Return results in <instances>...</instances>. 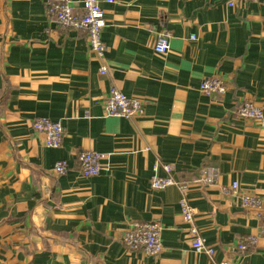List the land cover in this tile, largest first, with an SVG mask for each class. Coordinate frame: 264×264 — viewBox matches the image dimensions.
Returning <instances> with one entry per match:
<instances>
[{"label":"crops","instance_id":"1","mask_svg":"<svg viewBox=\"0 0 264 264\" xmlns=\"http://www.w3.org/2000/svg\"><path fill=\"white\" fill-rule=\"evenodd\" d=\"M71 1L83 14L82 0ZM229 2L102 1L110 63L103 75L86 34L61 29L44 0H0V264H264V237L251 251L236 250L259 235L261 210L221 190L238 181L264 206V125L232 114L248 101L264 109V0ZM163 31L170 49L159 54ZM209 76L228 91L202 93ZM112 87L142 100L145 116L108 115ZM36 117L62 121L60 147L45 144ZM85 149L103 156L97 176L80 171ZM58 161L68 164L63 175ZM165 164L189 183L214 256L193 250L180 189L151 188ZM205 166L216 168L215 183L195 182ZM129 221L160 223L158 256L126 248Z\"/></svg>","mask_w":264,"mask_h":264},{"label":"built area","instance_id":"2","mask_svg":"<svg viewBox=\"0 0 264 264\" xmlns=\"http://www.w3.org/2000/svg\"><path fill=\"white\" fill-rule=\"evenodd\" d=\"M102 1L113 2V0H82L83 14L75 11L71 0H44L47 13L53 16L55 23L64 30H74L86 34L89 52L100 62L99 71L105 75L110 70V63L107 59V45L102 38L103 30L107 24L105 10ZM237 1L253 0H230L229 5H235ZM171 33L161 32L157 36L154 46L156 53L165 54L170 49ZM191 38H194L192 35ZM200 90L204 94L215 93L224 95L228 91L227 83L220 77H205L200 84ZM105 110L108 115L120 116L129 119H139L145 116V104L142 100L130 97L117 87H112L105 100ZM232 114L238 118H246L259 121L264 125V109L258 104L248 101L235 107ZM33 128L37 132L45 135V144L51 148H58L63 143L64 126L62 121H53L47 117H36L32 121ZM103 156L93 149H85L78 153L77 161L80 171L84 176L93 177L99 175L103 170ZM158 166V165H157ZM165 175L154 174L150 180L153 190L164 189L170 185H175L180 189L179 200L180 210L186 225V232L191 238V246L197 253H206L214 256L216 249L208 244L205 237L200 232L195 222V209L190 204L187 196L189 183L183 182L174 176V167L171 164L163 166ZM69 170L65 161H58L54 171L58 175H63ZM217 171L213 166H205L202 175L195 179L200 183H215ZM225 195L239 198L242 207L261 210L259 213L261 220L260 232L264 236V206L261 197L244 193L240 189L238 181H234L229 186H222ZM259 235H247L238 242L236 250L238 252H248L257 246ZM123 243L129 251H142L147 255L158 256L163 251L162 226L157 221H132L128 223L127 230L123 236ZM217 264H237L231 259H223Z\"/></svg>","mask_w":264,"mask_h":264},{"label":"rangeland","instance_id":"3","mask_svg":"<svg viewBox=\"0 0 264 264\" xmlns=\"http://www.w3.org/2000/svg\"><path fill=\"white\" fill-rule=\"evenodd\" d=\"M129 222H132V221H129ZM259 236H260V237H264V236L261 234V232H259Z\"/></svg>","mask_w":264,"mask_h":264},{"label":"trees","instance_id":"4","mask_svg":"<svg viewBox=\"0 0 264 264\" xmlns=\"http://www.w3.org/2000/svg\"><path fill=\"white\" fill-rule=\"evenodd\" d=\"M209 165H212V164L209 163Z\"/></svg>","mask_w":264,"mask_h":264}]
</instances>
